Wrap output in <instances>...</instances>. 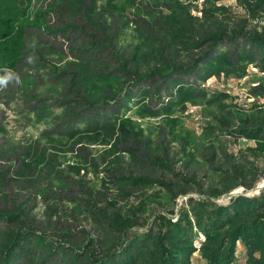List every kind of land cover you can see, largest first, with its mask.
<instances>
[{"label":"rangeland","instance_id":"374dc122","mask_svg":"<svg viewBox=\"0 0 264 264\" xmlns=\"http://www.w3.org/2000/svg\"><path fill=\"white\" fill-rule=\"evenodd\" d=\"M124 1L59 2L46 17L51 29L28 28L24 61L15 71L0 76L6 80L0 84V166L9 172V181L2 189L9 197V206L25 209L30 228L54 245L63 243L68 248L95 239L90 248L95 247L97 256L105 252L99 243L110 233L93 209L110 212L109 200H116L118 206L137 204L141 192L165 195L158 187L132 188V195L123 198L116 174H150L174 182L181 174H195L208 190L217 186L221 167L230 163L247 165L253 161L264 168V157L254 161L247 150L253 141L204 132L210 110L203 99L199 98L198 104L188 102L185 108L171 104L179 86L192 85L209 93L227 92L233 97L229 101L248 112L256 108L253 104L264 109V96L250 95L253 85L264 78V71L253 63L242 78L221 75L203 81L201 73L180 72L164 80L149 74L155 65L151 59L142 60L141 78L133 83L132 77L118 70L120 61L114 54L154 51L158 45L155 37H164L151 16L164 10V0H134L136 5L126 10ZM202 2L192 6L194 15L201 16ZM221 4L235 14L230 27L240 20L244 23L245 12L235 0H222ZM205 49L181 50L176 62L192 65ZM86 73L92 76L91 82L84 81ZM74 74L77 86L71 91L68 88ZM97 74L105 79L98 80ZM90 99L94 106H90ZM139 105H146V115L139 114ZM170 115L177 119L175 125L168 120ZM126 117L135 123L131 125L134 132L121 125ZM155 156L168 160L171 168L153 165ZM263 186L264 176L252 190L239 186L231 194L254 195ZM188 189L189 194L180 195L176 201L163 198L165 207L151 202L145 213L147 223L141 228L148 227L155 210H177L188 196L200 195L195 186ZM217 201L227 203L229 196ZM43 252L34 247L31 264H67L60 253L45 259ZM22 262L30 264L29 257ZM204 263L196 253L193 264Z\"/></svg>","mask_w":264,"mask_h":264},{"label":"trees","instance_id":"16d2710c","mask_svg":"<svg viewBox=\"0 0 264 264\" xmlns=\"http://www.w3.org/2000/svg\"><path fill=\"white\" fill-rule=\"evenodd\" d=\"M64 1L0 0V76L7 71H15L24 61L28 48L27 29H51L46 17L55 11L59 2ZM199 1L164 0V10L151 16V20L159 25L164 39L155 37L158 45L151 52H135L129 56L115 53L120 61L118 70L132 77L133 83L139 82L142 60L149 62L151 59L155 65L149 74L161 76L164 80L180 72L201 73L203 81L221 75L242 78L253 63L264 71V0H235L245 12V18L242 19L244 23L240 24V20L234 27L229 24L235 21V14L221 4L222 0H203L201 16L192 13V6ZM124 2L125 10L136 5L134 0ZM44 4L45 8L42 7ZM205 46L202 55L192 65L176 62L181 50L194 51ZM73 76L68 88L71 91H75L77 86V75ZM26 78L22 80L23 87ZM84 78L87 83L92 81L89 73ZM96 78L105 79L102 74ZM117 93L114 91L115 95ZM250 95L264 96V78L253 85ZM199 98L210 110L206 115L204 132H222L235 139L251 140L255 144L247 147L250 156L254 161L264 157V109L253 104V109L256 108L248 112L229 101L233 97L227 92L209 93L192 85L179 86L171 104L185 108L188 102L198 104ZM89 102L94 106V100ZM139 108V114L146 115V105H139ZM168 120L173 125L177 122L171 115ZM133 124L129 117L121 120L123 128L132 132ZM189 155L194 157L193 153ZM152 164L163 169L171 168L170 162L160 156L153 157ZM221 168L217 186L208 190L203 189L195 174H181L178 182L150 174H116L115 182L123 198L132 195V188L147 190L158 187L164 189L165 195L141 192L137 204L125 207L118 206L116 200H109L107 208H111L110 212L99 207L98 211L93 209L94 215L110 233L99 243L105 252L97 256L95 247L90 248L96 244L93 238L85 245L67 248L63 243H50L45 235L31 229L26 222L29 213L21 207L9 206V197L2 190L9 181V172L0 166V203L4 205L0 207V264H23L22 260L27 257L31 264L34 247L44 250L45 259L60 253L67 264H193L196 253L205 261L204 264H264V186L254 195L246 192L231 194L239 186H243L245 191L252 190L264 176V168L253 161L247 165L230 163L229 167ZM190 186H195L200 195L188 196L177 210H155L148 227L141 228L147 223L145 213L151 202L165 207L163 198L176 201L180 195L189 194ZM223 195L229 196L227 203L217 201Z\"/></svg>","mask_w":264,"mask_h":264},{"label":"clouds","instance_id":"9594fccd","mask_svg":"<svg viewBox=\"0 0 264 264\" xmlns=\"http://www.w3.org/2000/svg\"><path fill=\"white\" fill-rule=\"evenodd\" d=\"M6 83V80L4 78H0V84Z\"/></svg>","mask_w":264,"mask_h":264}]
</instances>
